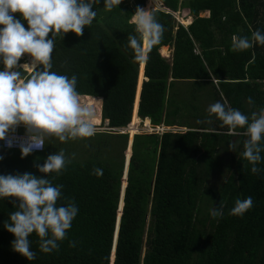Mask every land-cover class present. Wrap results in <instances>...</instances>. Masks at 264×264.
<instances>
[{
    "label": "trees",
    "instance_id": "16d2710c",
    "mask_svg": "<svg viewBox=\"0 0 264 264\" xmlns=\"http://www.w3.org/2000/svg\"><path fill=\"white\" fill-rule=\"evenodd\" d=\"M147 2L121 0L111 9L94 3L96 15L82 35H54L52 70L75 74L80 96L101 98L109 133L52 137L42 152L23 158L0 142V174L42 176L35 165L63 150L66 166L48 177L63 185L58 203L72 201L78 209L57 249L41 252L30 235L35 259L26 261L11 250L13 237L2 227L16 202L0 199V264H111L128 146L127 134L114 130L138 117L148 119L153 131L133 136L112 264H264V151L261 171L251 173L240 154L243 129L229 134L207 112L216 101L248 116L264 107V45L231 47L233 34L264 32V0H156L159 8L151 13L164 30L143 67L126 37L138 35L130 15ZM174 14L192 21L185 27ZM163 46L172 49L170 61L159 53ZM247 196L252 207L242 216L231 214L234 201ZM216 204L224 211L218 220L209 214Z\"/></svg>",
    "mask_w": 264,
    "mask_h": 264
},
{
    "label": "clouds",
    "instance_id": "9594fccd",
    "mask_svg": "<svg viewBox=\"0 0 264 264\" xmlns=\"http://www.w3.org/2000/svg\"><path fill=\"white\" fill-rule=\"evenodd\" d=\"M101 2L111 9L121 0H0V142L6 149L18 147L21 158L42 150L45 140L52 137L65 141L95 134L92 109L81 104L76 91V75L52 70L51 53L54 35L60 38L69 32L77 37L82 35L96 15L92 5ZM130 16L138 35L126 37L127 47L134 51L135 60L145 63L148 51L160 43L164 29L150 7L138 6ZM176 21L182 24L177 18ZM254 44L264 45V32L260 29L252 31L250 37L231 36L234 50H246ZM22 55L28 60L18 63ZM24 72L28 75H23ZM248 102L251 103L250 98ZM207 112L232 135L240 134L238 130L243 129L247 139L240 154L251 165L250 172L258 174L261 169L257 164L264 151V107L248 116L228 106L227 101H216L208 106ZM17 127L23 128L19 137L15 135ZM67 162L60 150L35 165L42 176L29 172L0 174V199L11 197L16 202L15 210L9 213L2 227L13 237L11 250L26 261L35 259L30 235L38 238L41 252L49 253L65 239L77 214L74 202L58 203L63 185L53 184L48 177L49 173L59 175ZM93 171L97 176L102 174V169ZM251 207L252 197L247 196L237 198L229 211L242 216ZM209 214L218 220L224 214L222 205H212Z\"/></svg>",
    "mask_w": 264,
    "mask_h": 264
},
{
    "label": "rangeland",
    "instance_id": "374dc122",
    "mask_svg": "<svg viewBox=\"0 0 264 264\" xmlns=\"http://www.w3.org/2000/svg\"><path fill=\"white\" fill-rule=\"evenodd\" d=\"M149 2V1H148ZM150 2L151 3H149L148 4V8L150 7V11H153V9H157L158 8V4H157V2H156V0H150ZM201 16L202 17H207V14L206 13H202L201 14ZM174 17L175 18H178V15L177 14H174ZM180 20V19H179ZM188 22L190 23V21H188V18L187 19H185L183 22H182V24L184 25V26H186V25H188ZM168 48V47H167ZM164 57V56H163ZM28 60V57L27 56H25V55H22V57L20 58V62L19 63H24V62H26ZM185 87V86H184ZM215 100V99H214ZM216 101V100H215ZM201 106V105H200ZM201 107H203V106H201ZM93 111V110H92ZM94 112V111H93ZM137 121V120H136ZM136 121L134 122V120H132V123H131V127H130V129L132 128V130H133V132L134 131H136L135 133H141V132H143V133H145V132H152L153 130H151L149 127L147 128V127H143L142 125H141V123L140 124H137L136 123ZM134 125H136L137 127H134ZM138 125H140V126H138ZM94 128H95V133H109V132H107L106 131V129H105V126L104 125H102V124H100V125H98V126H94ZM126 128H124V129H120V132H122V133H126V130H125ZM160 132L162 131V129H160L159 130ZM127 136H128V134H127ZM90 137H87V138H81V140H83V139H89ZM129 138V137H128ZM127 145H128V143H127ZM128 149L129 148H127L126 149V152H127V155H126V152H125V156L127 157L128 156ZM223 157H224V164H226V163H228L229 162V156L226 154L225 155V153H224V155H223ZM125 161V160H124ZM223 175V174H222ZM211 185H212V188H216V185H217V180H215L214 179V181L213 182H211Z\"/></svg>",
    "mask_w": 264,
    "mask_h": 264
},
{
    "label": "crops",
    "instance_id": "0c3cea01",
    "mask_svg": "<svg viewBox=\"0 0 264 264\" xmlns=\"http://www.w3.org/2000/svg\"><path fill=\"white\" fill-rule=\"evenodd\" d=\"M149 1V0H148ZM151 3V2H150ZM147 4V3H146ZM143 8H146V9H148V5H145V7H143ZM203 13H206L207 14V16H208V12H203ZM201 14L202 13H200V16H201ZM178 15V14H177ZM188 19H190V23H191V21H192V18L191 17H188ZM190 23H188V25L190 24ZM188 25H186V26H188ZM185 26V27H186ZM163 47H165V46H163ZM163 47H161V48H163ZM160 48V49H161ZM167 48V47H166ZM160 49H159V53H160ZM160 55L163 57V58H165L166 60H168V61H170V59H171V55H172V49L171 48H167V54L166 55H162L161 53H160ZM139 66H140V63H139ZM143 67H144V63H143ZM138 74H139V68H138ZM137 78H138V76H137ZM145 80V78L143 77V80L142 81H144ZM142 81H141V83L139 84V87H138V91H139V94H140V89H141V84H142ZM136 91H137V81H136V89H135V94H136ZM86 97H89L90 99H93V100H95V107H98V117H99V123L97 124V125H93V126H98V125H100V124H102V125H104V126H107V121H104V122H102L101 121V98H98V97H90V96H86ZM134 99H135V96H134ZM138 101H139V95H138ZM133 104H134V102H133ZM93 111H95V109L94 108H91ZM132 109H133V105H132ZM97 115V113H95L94 114V116H96ZM134 120V122L136 121V120H140V123L141 122H143V120H141L139 117L138 118H134L133 119ZM148 120V119H147ZM131 121H132V118H131V120H130V125H131ZM129 125V127H127L125 130H126V134L128 133V146H127V148H129L128 149V156L126 157L127 158V161H128V157H129V152H130V148H131V140H132V137L134 136V134H135V132L137 131H134L131 135L129 134V132H128V130H131V132H132V128L130 129V126ZM138 126H140V125H138ZM134 127H137L136 125H134ZM20 129H22V128H19L18 130H20ZM105 129H106V131H108L109 129L108 128H106L105 127ZM124 129V128H123ZM114 131H120V129H118V130H114ZM126 155H127V152H126ZM125 182H124V180H123V185H125L124 184Z\"/></svg>",
    "mask_w": 264,
    "mask_h": 264
},
{
    "label": "bare ground",
    "instance_id": "6f19581e",
    "mask_svg": "<svg viewBox=\"0 0 264 264\" xmlns=\"http://www.w3.org/2000/svg\"><path fill=\"white\" fill-rule=\"evenodd\" d=\"M148 4H149V2H147L146 5H148ZM143 9H146V8H143ZM188 21H190V19H188ZM160 53L162 55H166L167 54V48L166 47L161 48L160 49ZM80 102H81L82 105H85V106H87L89 108H94L95 109L94 112L92 111L93 112V118L91 120V123L93 125H97L100 121H99V117H98V107H95V100L90 99L89 97H86V96H80ZM95 113H97L96 116H94ZM136 123L140 124V120H137ZM141 125L143 127H147L148 128L149 121L147 119H144L143 122H141ZM128 132L131 135L133 133V130H132V132H131V130H128Z\"/></svg>",
    "mask_w": 264,
    "mask_h": 264
},
{
    "label": "water",
    "instance_id": "95a60500",
    "mask_svg": "<svg viewBox=\"0 0 264 264\" xmlns=\"http://www.w3.org/2000/svg\"><path fill=\"white\" fill-rule=\"evenodd\" d=\"M141 47H142V45H141ZM132 140H133V137H132ZM132 140H131V143H132ZM130 155H131V149H130ZM128 158H130V156ZM128 161H129V159H128ZM128 161H127V158L125 156V164H124L123 177H122L121 190H120V199H119L118 210H117L116 227H115V232H114L113 247H112V253H111V264L113 262L112 257L114 258V246L116 243L120 214H121V209H122V205H123V194H124V190L126 187V174H127ZM123 180H125V185H123Z\"/></svg>",
    "mask_w": 264,
    "mask_h": 264
},
{
    "label": "built area",
    "instance_id": "2783aa9c",
    "mask_svg": "<svg viewBox=\"0 0 264 264\" xmlns=\"http://www.w3.org/2000/svg\"><path fill=\"white\" fill-rule=\"evenodd\" d=\"M19 128H21V127H17V129H16V133H15V135H16L17 137H19V136H21V135L23 134V132L21 133V132L18 130ZM229 134H230V133H229ZM1 146H2L4 149H6V148L4 147V145H3V142H1ZM8 149H16V150H18V147H16V146L14 145L13 147L8 148ZM43 149H44V148H43ZM43 149H42V150H35V151H33L32 153H34V152H42Z\"/></svg>",
    "mask_w": 264,
    "mask_h": 264
}]
</instances>
